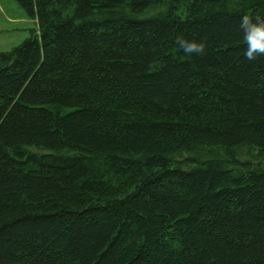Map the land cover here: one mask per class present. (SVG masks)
I'll list each match as a JSON object with an SVG mask.
<instances>
[{
  "label": "trees",
  "instance_id": "1",
  "mask_svg": "<svg viewBox=\"0 0 264 264\" xmlns=\"http://www.w3.org/2000/svg\"><path fill=\"white\" fill-rule=\"evenodd\" d=\"M18 2L39 28L0 51V264H264L240 26L264 0Z\"/></svg>",
  "mask_w": 264,
  "mask_h": 264
},
{
  "label": "rangeland",
  "instance_id": "2",
  "mask_svg": "<svg viewBox=\"0 0 264 264\" xmlns=\"http://www.w3.org/2000/svg\"><path fill=\"white\" fill-rule=\"evenodd\" d=\"M39 28L18 0H0V51L11 50Z\"/></svg>",
  "mask_w": 264,
  "mask_h": 264
},
{
  "label": "clouds",
  "instance_id": "3",
  "mask_svg": "<svg viewBox=\"0 0 264 264\" xmlns=\"http://www.w3.org/2000/svg\"><path fill=\"white\" fill-rule=\"evenodd\" d=\"M240 26L244 32L246 47L243 54L249 59L254 60L258 55H264V19L257 17L253 19L249 15L241 17ZM179 46L185 53H200L206 47L203 40L179 39Z\"/></svg>",
  "mask_w": 264,
  "mask_h": 264
}]
</instances>
